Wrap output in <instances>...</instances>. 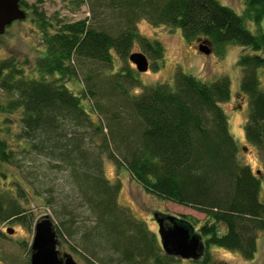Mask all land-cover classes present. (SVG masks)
I'll return each mask as SVG.
<instances>
[{"label":"trees","instance_id":"16d2710c","mask_svg":"<svg viewBox=\"0 0 264 264\" xmlns=\"http://www.w3.org/2000/svg\"><path fill=\"white\" fill-rule=\"evenodd\" d=\"M107 1L116 11V24L110 26L86 17L52 23L33 4L19 0L36 15L43 52L33 62L36 75L25 72L26 59H0V115L8 121L0 126V162L13 166L34 194L53 207L72 237L68 247L82 248L91 258H85L88 264H173L179 259L165 254L156 234L118 204L120 184L105 177L103 157L117 170L124 168L146 193L205 214L198 228L203 242L194 231L202 242L201 264H209L212 246L251 259L258 232L264 230V202L259 177L237 158L220 105L230 97L229 79L204 82L177 69L173 85H144L137 93L132 91L140 85L137 71L112 66L114 57L128 59L137 44L153 60L152 69H158L163 47L138 31L140 18L178 28L190 43L203 36L220 55L228 44L248 48L251 53H241L236 62L249 110L243 132L247 142L260 147L264 89L258 70L264 67L259 53L264 31L254 33L245 22L259 25L264 0H243L242 13L219 0ZM70 79L81 84L77 92L67 87ZM12 123L14 137L8 130ZM154 214L155 220L164 217ZM29 215L0 196V218L23 222ZM79 215L85 219L79 221Z\"/></svg>","mask_w":264,"mask_h":264},{"label":"rangeland","instance_id":"374dc122","mask_svg":"<svg viewBox=\"0 0 264 264\" xmlns=\"http://www.w3.org/2000/svg\"><path fill=\"white\" fill-rule=\"evenodd\" d=\"M219 1L233 8L237 13L243 12V0ZM26 2L28 6L33 4L52 23H56L58 19L77 20L86 17L91 23H99L100 20H104L102 23H105V25L106 23L109 26L110 24H116L114 21L116 11L109 7L107 0H43L40 4H37L35 0H26ZM22 8L26 12L25 18L13 21L0 34V59L9 55L17 58L19 62L26 59L28 63H22L25 72L28 75H36L33 70V62L43 52L42 29L36 21V15H34L32 7L22 6ZM245 25L254 33L260 29L264 31V19L259 25H255L251 21H246ZM137 28L142 35L150 40L158 41L163 47L164 54L161 60H157L158 69L154 70L151 67L153 60L137 44H134L131 53L143 52L146 54L149 67L144 72H137L140 85L133 88V92L139 93L144 85H155L157 83L173 85V75L177 69L204 82H211L223 76L229 79L230 97L220 105L227 117L229 133L237 144V158L243 164L249 165L251 171L259 177V200L264 202V144L256 147L245 140L243 127L249 110L247 98L239 90L240 69L236 63L241 53H251V51L239 45L228 44L225 46L223 54L220 55L216 47L213 49L210 42V44H207L210 52L205 54L198 49L200 42L197 39L199 38L194 39L191 43L187 42L178 28L174 29L166 25L154 26L144 18L137 20ZM200 37L204 38L203 36ZM259 53L264 55V50ZM122 66H128L136 71L135 65L129 59L122 60L117 56L114 57L112 68L117 69L118 67L122 68ZM80 71L84 72L85 68L83 67ZM258 75L261 87L264 89V67L258 70ZM65 82L67 87L74 92H77L81 87V84L74 79ZM3 96L4 94L0 90V100ZM127 107V105H123L122 110L128 111ZM125 115L128 117V113ZM4 116L0 115V126L7 125L8 121H4ZM8 130L14 137L16 133L15 124L12 123ZM3 137L10 142L11 147H16L17 142L12 137L6 135ZM102 168L108 180L118 181L120 184L117 197L118 204L127 208L135 219L144 222L148 229L156 234L157 240H159L158 224L154 219V213L156 212L164 214V217L160 218L163 219L165 225L168 224L166 219L168 215L186 218L193 225L194 231L200 234L198 228L205 221V214L202 211L161 200L146 193L124 168L117 170L110 159L102 158ZM0 196H3L4 199H12L25 212H30V215L25 217L23 222L16 221L14 218H0V264H28L34 223L44 215L50 218L55 227L61 229L62 235L57 236L59 241L57 249L60 255L70 254L77 264H88L85 259L88 255L82 248L79 249L78 245L77 250L68 247L69 243H73L72 237L62 229L59 219L54 215L53 207L45 204L41 197L34 194L25 181L19 177L18 171L13 166L2 162H0ZM81 219H85L83 215H79L78 220ZM64 226L68 229L66 225ZM75 226L77 225H74V230ZM6 228H12L13 232L7 233ZM220 229L222 230V228ZM200 237L203 242L204 237L201 234ZM208 252L211 258L209 264H264V230L258 232L256 252L251 259L243 258L236 251L213 246L208 248ZM201 259L202 254L196 259L179 258L173 264H201ZM93 262L100 264L95 260Z\"/></svg>","mask_w":264,"mask_h":264},{"label":"water","instance_id":"95a60500","mask_svg":"<svg viewBox=\"0 0 264 264\" xmlns=\"http://www.w3.org/2000/svg\"><path fill=\"white\" fill-rule=\"evenodd\" d=\"M26 16L19 0H0V34L6 26L15 20H22ZM200 43L198 49L208 54L210 44L208 39H197ZM128 59L135 65L137 72H144L149 67L146 54L132 52ZM245 150V149H243ZM168 224L163 219H157L158 237L165 254L183 259H196L201 254L202 242L193 230L191 224L175 216H167ZM7 233H12V228H6ZM58 238L54 224L47 215L38 218L34 223V231L30 243V255L28 264H77L70 254L60 255L57 246Z\"/></svg>","mask_w":264,"mask_h":264}]
</instances>
